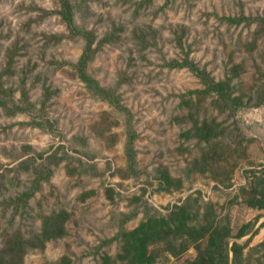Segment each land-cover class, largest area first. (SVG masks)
I'll return each mask as SVG.
<instances>
[{
  "label": "rangeland",
  "instance_id": "obj_1",
  "mask_svg": "<svg viewBox=\"0 0 264 264\" xmlns=\"http://www.w3.org/2000/svg\"><path fill=\"white\" fill-rule=\"evenodd\" d=\"M69 1L74 28L61 0H0V264H137L125 233L187 200L190 223L239 244L236 263H210L264 264V209L249 205L264 190V25L229 21L264 19V0ZM80 31L95 36L86 74L118 106L79 78ZM186 56L232 76L242 106L198 93ZM150 248L147 264L197 257Z\"/></svg>",
  "mask_w": 264,
  "mask_h": 264
},
{
  "label": "trees",
  "instance_id": "obj_2",
  "mask_svg": "<svg viewBox=\"0 0 264 264\" xmlns=\"http://www.w3.org/2000/svg\"><path fill=\"white\" fill-rule=\"evenodd\" d=\"M61 10L59 14L70 28H74V8L69 0H61ZM229 21L232 24L239 26L242 23H246V26H250L254 22H259L264 25V19L258 18H231ZM84 35L86 45L80 56L76 69L79 78L86 82L90 87H95L101 96L105 97V100L110 104L118 106L116 103L115 92L111 89L102 88L98 86V83L86 74L87 64L94 51L93 45L95 43V36L93 32L80 31ZM180 45L181 42L179 41ZM179 67H187L191 72L199 77L204 83V89L197 91L205 95H215L219 101L232 111L242 106V102L239 96H235V87L232 86L233 77L227 74L225 80L216 82L205 69H200L193 61L189 60L188 56L177 64ZM135 137L129 132L127 135L126 152L129 159L130 167L134 164L133 143ZM249 205L260 207L264 209V190L260 199L257 196H253ZM195 210V209H194ZM193 208L190 207L188 200L181 206H176L172 212L166 217H151L146 223L133 230L132 232L125 233L124 239L130 242L129 245L134 252V257L137 259V264H147L154 260L155 256L151 250L150 245L157 244L158 242L167 243L170 253L177 254L184 252L193 245L197 250V257L190 264H212V258L217 252H225V259L228 262L229 252L234 254L233 262L236 263V258L239 254L237 242L231 245L228 238H230L231 230L228 226H220L218 222H213L210 225H203L201 222L195 224L190 223ZM198 213V210H195ZM199 214V213H198ZM243 232L238 236H243ZM156 238L158 241L151 243L149 239ZM217 243V244H216ZM216 244V245H215ZM125 250L127 245H125ZM204 251V252H203ZM130 253V252H128Z\"/></svg>",
  "mask_w": 264,
  "mask_h": 264
}]
</instances>
